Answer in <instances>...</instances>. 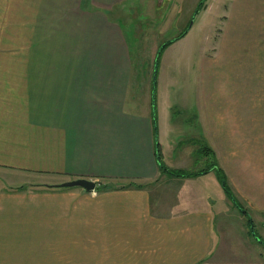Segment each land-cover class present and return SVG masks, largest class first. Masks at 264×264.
I'll list each match as a JSON object with an SVG mask.
<instances>
[{
    "label": "crops",
    "instance_id": "crops-1",
    "mask_svg": "<svg viewBox=\"0 0 264 264\" xmlns=\"http://www.w3.org/2000/svg\"><path fill=\"white\" fill-rule=\"evenodd\" d=\"M172 1L165 12L177 14ZM220 13L230 26L226 39L219 33L224 60L211 85L202 81L191 90L186 83L175 105L194 110L192 138L198 140L183 152L195 161L210 146L248 214L214 168L177 177L174 195L166 181L163 202L155 199L153 185L164 175L157 129L150 108H130L149 103L131 93L130 68H94L90 55L71 52L55 58L27 52L14 65L4 52L0 264H264V0ZM80 34L87 40L92 31ZM76 178L97 185L54 186ZM233 205L247 216L252 235L244 248L226 242L231 229L222 232L221 222L229 219L224 212Z\"/></svg>",
    "mask_w": 264,
    "mask_h": 264
},
{
    "label": "rangeland",
    "instance_id": "rangeland-1",
    "mask_svg": "<svg viewBox=\"0 0 264 264\" xmlns=\"http://www.w3.org/2000/svg\"><path fill=\"white\" fill-rule=\"evenodd\" d=\"M177 1L175 8L180 11L176 14L165 12L166 4L174 5L172 0H0V53L11 52L14 65L20 64L21 55L27 52L30 55L44 53L45 58L71 52L90 55L94 68H130L131 93L138 97L135 100L138 99V103L149 100L137 109L138 105L135 108L130 105L131 110L142 112L150 108L157 129L156 142L162 144V151L172 161L174 169L197 170L214 159L207 148L202 150L205 156L198 154L197 162L188 159L183 152L187 143L198 140L192 138L197 135L193 125L195 118H192L194 110L179 109L175 103L186 83L191 90L202 81L211 85L212 72L219 69L220 61L224 60V48L218 46L219 33L224 31L226 39L230 26L223 22L221 10L227 6L229 9L252 7L259 0H206L199 10L200 0ZM187 27L190 29L185 36L161 52L154 79L160 44ZM85 28L88 33L92 31L87 40L80 34ZM81 41L86 42L80 45ZM122 54L127 58L120 60ZM45 63L50 64L52 60ZM146 77L150 78L149 82ZM165 113L168 126H165L168 121L162 119ZM1 176H4L2 171ZM177 177L181 176L164 172L157 178L153 185L157 201L163 202L166 181L174 195L176 190L172 186L178 181ZM225 211L229 219L221 222L222 232L226 234L225 229L233 232L232 239L226 237V242L234 239L242 248L250 245L248 239L252 235L247 216L234 205Z\"/></svg>",
    "mask_w": 264,
    "mask_h": 264
},
{
    "label": "trees",
    "instance_id": "trees-1",
    "mask_svg": "<svg viewBox=\"0 0 264 264\" xmlns=\"http://www.w3.org/2000/svg\"><path fill=\"white\" fill-rule=\"evenodd\" d=\"M205 2H206V0H200L198 2L197 10H199L202 5H205ZM188 30H189V28L187 27L183 31H181V33H179L178 35H176L173 38L167 39L166 41L162 42L160 44L159 48H158V50L160 49V54L163 51V49H165V47L167 45H169L173 41H176L177 39L183 37L188 32ZM160 54L158 55V58L160 57ZM205 147L209 151H211V153H214L210 146L206 145ZM212 156H213L214 160H213V163H212L211 167H209V168H203V169H197V170H189V169L187 170V169H182V168L174 169V168H171L170 166H168L165 163V161L163 160V156H162V152H161V149H160V145H159V143H156V157H157L158 165H159V167H160L162 172L174 174V175L181 176V177H187V176L197 175V174H200V173L208 171V169L214 168V169H216V171L218 173V176H219L221 182L224 185V189H225L226 193L228 194V196L230 197V199H232L234 204L244 214H248L247 209L239 202V200L236 198L235 194L233 193V191L229 187V185L227 183L226 175H225L223 169L220 167V165L216 161V158H215L214 154H212ZM248 217H249V215H248ZM249 220L251 221L250 217H249ZM252 229L254 231V234H255L256 238L257 239H261V237L257 234L255 229L254 228H252Z\"/></svg>",
    "mask_w": 264,
    "mask_h": 264
},
{
    "label": "water",
    "instance_id": "water-1",
    "mask_svg": "<svg viewBox=\"0 0 264 264\" xmlns=\"http://www.w3.org/2000/svg\"><path fill=\"white\" fill-rule=\"evenodd\" d=\"M159 54H160V49L158 50V55ZM157 66H158V56H157L155 67H154L155 68L154 69V79H155V73H156ZM154 84H155V82H154ZM154 88H155V86H154ZM96 185H97V181L87 179V178H76V179H71V180H67V181L55 184L54 186H56V187L82 186L87 190H92L96 187ZM258 240L262 241V239H258Z\"/></svg>",
    "mask_w": 264,
    "mask_h": 264
}]
</instances>
